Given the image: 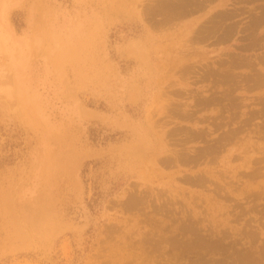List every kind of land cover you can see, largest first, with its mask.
<instances>
[{
	"label": "rangeland",
	"instance_id": "obj_1",
	"mask_svg": "<svg viewBox=\"0 0 264 264\" xmlns=\"http://www.w3.org/2000/svg\"><path fill=\"white\" fill-rule=\"evenodd\" d=\"M173 2L0 0V264H264V0Z\"/></svg>",
	"mask_w": 264,
	"mask_h": 264
},
{
	"label": "bare ground",
	"instance_id": "obj_2",
	"mask_svg": "<svg viewBox=\"0 0 264 264\" xmlns=\"http://www.w3.org/2000/svg\"><path fill=\"white\" fill-rule=\"evenodd\" d=\"M167 1H169V3H170V6H169V8L168 7H165V8H167L169 11H172V9H175L176 8V6H177V4L176 3H174L173 1H175V0H167ZM199 2V1H198ZM165 3V2H164ZM159 6V5H158ZM162 8V7H161ZM160 8V9H161ZM166 10V9H165ZM167 11V10H166ZM165 12V11H164ZM166 14V13H165ZM171 17V16H170ZM176 18V17H175ZM170 20V19H169ZM173 20V19H172ZM170 23V22H169ZM46 31V30H45ZM199 32H201V31H199ZM229 32V31H228ZM47 33V32H46ZM218 33V32H217ZM201 34H203V33H201ZM210 35V34H209ZM204 36V35H203ZM170 156V155H169Z\"/></svg>",
	"mask_w": 264,
	"mask_h": 264
}]
</instances>
